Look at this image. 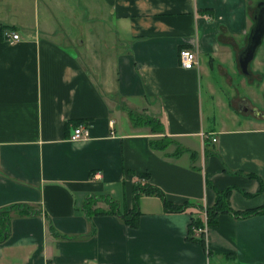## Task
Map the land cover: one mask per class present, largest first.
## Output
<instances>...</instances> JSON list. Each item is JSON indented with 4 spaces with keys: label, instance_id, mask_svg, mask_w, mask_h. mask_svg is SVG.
<instances>
[{
    "label": "crops",
    "instance_id": "crops-1",
    "mask_svg": "<svg viewBox=\"0 0 264 264\" xmlns=\"http://www.w3.org/2000/svg\"><path fill=\"white\" fill-rule=\"evenodd\" d=\"M260 1L0 0V209L19 205L0 264H264V211L219 212L199 242L196 208L134 191L264 207V37L237 62ZM110 201L137 225L93 213Z\"/></svg>",
    "mask_w": 264,
    "mask_h": 264
},
{
    "label": "trees",
    "instance_id": "trees-1",
    "mask_svg": "<svg viewBox=\"0 0 264 264\" xmlns=\"http://www.w3.org/2000/svg\"><path fill=\"white\" fill-rule=\"evenodd\" d=\"M131 119L132 120H137L138 119L134 118L132 113H131ZM143 121V119H142ZM150 123L151 125V131L152 132H159L161 129V125L160 122L157 120H153L150 117L146 118L144 122ZM135 194L137 196V194H141V193H148V194H153L156 196H159L163 202L164 208L165 210H167V212H174V211H184L186 209H188V207H194L196 208L197 212L199 213H204L206 215V225L210 226L212 224L215 223L216 221V217H217V213L221 212V213H233L236 214V216H246V215H251L256 213L257 211H264V207H259L256 209H247L242 211L241 213H236L235 211L232 210L230 204H229V200H227V196L229 194V189L226 190H217L216 191V196L214 198L215 202L213 205L208 206L205 204H195V202H187L184 204H176V203H171L168 202L166 197L164 196V192L161 189H158L157 187L153 186L152 184H144V185H135ZM19 205L15 204V205H11L9 207L6 208H2L0 209V242H3L9 235L10 233V211L14 208L17 207ZM136 202H135V207H133L132 209L128 210V211H119L118 207H117V203L110 201V208L107 210H94L93 213H98V214H107V213H113L116 214L124 223L135 227L137 225V219H138V215H139V210L136 207ZM28 208L23 207L22 209H19V211L26 213V212H30L28 211ZM87 215L90 214V212L87 210ZM204 219L203 216L201 217H197V216H192L189 224H188V229L192 230L193 228H191L192 226L195 225V227L200 226L203 223ZM202 237H204L203 235L200 236V238H198L199 242H202Z\"/></svg>",
    "mask_w": 264,
    "mask_h": 264
},
{
    "label": "water",
    "instance_id": "water-1",
    "mask_svg": "<svg viewBox=\"0 0 264 264\" xmlns=\"http://www.w3.org/2000/svg\"><path fill=\"white\" fill-rule=\"evenodd\" d=\"M253 25L248 33L247 44L238 53L237 62L244 74L249 73L248 65L255 56L256 48L264 37V1L261 0L254 6Z\"/></svg>",
    "mask_w": 264,
    "mask_h": 264
},
{
    "label": "built area",
    "instance_id": "built-area-1",
    "mask_svg": "<svg viewBox=\"0 0 264 264\" xmlns=\"http://www.w3.org/2000/svg\"><path fill=\"white\" fill-rule=\"evenodd\" d=\"M4 37L7 40L10 41H15L18 40L19 35L15 32H11L8 30H5L3 32ZM179 52V65L183 66L185 68H194L196 67V64L198 62V57L196 55V52H193L192 50H189V48L186 47H182V49L178 50ZM204 135V133H202ZM87 136V129L84 125L79 124L78 126L73 128V131L70 135V140L72 141H78L81 140L83 138H85ZM213 140H215V137H212ZM203 216V223L200 226L195 227L192 226L191 228H193L192 230L195 231V233L199 234L200 236H204L207 232V225H206V215L204 213H202ZM52 264H56V263H52Z\"/></svg>",
    "mask_w": 264,
    "mask_h": 264
},
{
    "label": "rangeland",
    "instance_id": "rangeland-1",
    "mask_svg": "<svg viewBox=\"0 0 264 264\" xmlns=\"http://www.w3.org/2000/svg\"><path fill=\"white\" fill-rule=\"evenodd\" d=\"M251 62H252V61H250V66H253L254 63H251ZM253 62H255V60H254ZM248 71H249V70H248ZM247 74H248V73H247ZM239 89H241V87H239ZM245 90H246V92H249V90H247L246 88H245ZM254 90H256V91L258 92V96H259V97H258L259 100H257L256 102L259 101V104L262 103V99H263V97H262V90H261V89H258V88L256 89L255 87H254ZM239 91H240V90H239ZM249 93H250V92H249ZM253 96H254V94H253ZM254 99H256V98H254ZM254 110H256L255 107H254ZM257 111L261 112L259 109H257ZM138 116H139V115L135 114V118H136V119H140L141 116H139V117H138ZM260 116H264V114L261 112V115H260ZM141 119H142V118H141Z\"/></svg>",
    "mask_w": 264,
    "mask_h": 264
}]
</instances>
